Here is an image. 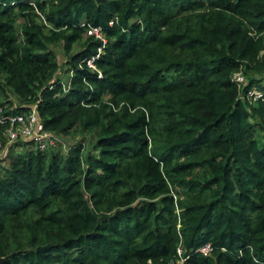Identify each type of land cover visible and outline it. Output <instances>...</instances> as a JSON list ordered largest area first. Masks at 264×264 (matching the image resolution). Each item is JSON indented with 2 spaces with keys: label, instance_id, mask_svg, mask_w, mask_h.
I'll return each instance as SVG.
<instances>
[{
  "label": "trees",
  "instance_id": "trees-1",
  "mask_svg": "<svg viewBox=\"0 0 264 264\" xmlns=\"http://www.w3.org/2000/svg\"><path fill=\"white\" fill-rule=\"evenodd\" d=\"M0 78L92 138L11 143L0 264H264V0H0Z\"/></svg>",
  "mask_w": 264,
  "mask_h": 264
},
{
  "label": "built area",
  "instance_id": "built-area-1",
  "mask_svg": "<svg viewBox=\"0 0 264 264\" xmlns=\"http://www.w3.org/2000/svg\"><path fill=\"white\" fill-rule=\"evenodd\" d=\"M87 35H92L95 39L104 42L103 35L99 27H91L86 31ZM100 51V48H97ZM98 52L94 56L85 59V65L92 66V61L97 57ZM230 79L238 86L244 84V77L240 70L233 71ZM261 92L256 88H250L246 91V99L256 100L260 98ZM0 126L1 136L4 137V143L13 142H28L30 150L48 151L58 146L60 136L54 131L45 129L41 120L39 119L34 104H31L25 110L11 112L5 110L4 106L0 104ZM1 146V142H0ZM177 254L180 255L181 250L177 248ZM197 251L201 253H208L210 251L209 244L200 246Z\"/></svg>",
  "mask_w": 264,
  "mask_h": 264
},
{
  "label": "rangeland",
  "instance_id": "rangeland-1",
  "mask_svg": "<svg viewBox=\"0 0 264 264\" xmlns=\"http://www.w3.org/2000/svg\"><path fill=\"white\" fill-rule=\"evenodd\" d=\"M54 52L56 55L57 62L59 64V69H58L59 75H58V77L65 78V75H62L63 70L66 67L64 65L65 57L62 55V53L60 52L58 47L54 48ZM247 72H248L249 78H251V79H254V78L259 79V77H263V73L253 74L249 70ZM251 74H252V76H251ZM244 79H245V77H244ZM244 81H246V80H244ZM2 86H3V81L0 78V104L4 106L5 110H12V109H15L17 107H28L31 105L24 98H22L20 95H18L12 88H8V87L4 88ZM255 133L258 135L259 131L256 130ZM57 135H59V134H57ZM59 136H60V141L58 142V146L56 148L51 149L53 151L64 152L71 144H73L74 142H77V141L81 142L83 145L82 154H84L85 152H88V150L90 148V142H91L92 138L87 133H72L69 135H59ZM4 140H5L4 137L1 136V134H0V142H1L0 165H3V167L5 166V161H6L3 158V156L7 153V151L10 148V145H11V143H4ZM26 149H30V147L21 144V146H16L14 148L13 153H17L18 151H24Z\"/></svg>",
  "mask_w": 264,
  "mask_h": 264
}]
</instances>
